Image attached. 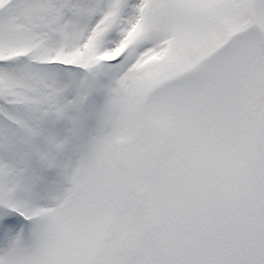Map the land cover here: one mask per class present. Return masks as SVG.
Returning <instances> with one entry per match:
<instances>
[{
	"label": "snow or ice",
	"instance_id": "1",
	"mask_svg": "<svg viewBox=\"0 0 264 264\" xmlns=\"http://www.w3.org/2000/svg\"><path fill=\"white\" fill-rule=\"evenodd\" d=\"M0 264H264V0H0Z\"/></svg>",
	"mask_w": 264,
	"mask_h": 264
}]
</instances>
